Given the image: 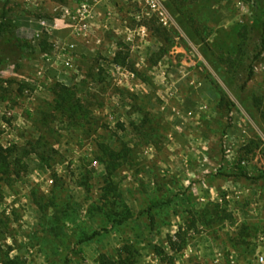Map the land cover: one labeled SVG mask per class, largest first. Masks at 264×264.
Returning a JSON list of instances; mask_svg holds the SVG:
<instances>
[{
	"label": "rangeland",
	"instance_id": "rangeland-1",
	"mask_svg": "<svg viewBox=\"0 0 264 264\" xmlns=\"http://www.w3.org/2000/svg\"><path fill=\"white\" fill-rule=\"evenodd\" d=\"M263 11L16 0L19 52L0 67V264H258ZM65 90L76 110L58 109Z\"/></svg>",
	"mask_w": 264,
	"mask_h": 264
},
{
	"label": "trees",
	"instance_id": "trees-1",
	"mask_svg": "<svg viewBox=\"0 0 264 264\" xmlns=\"http://www.w3.org/2000/svg\"><path fill=\"white\" fill-rule=\"evenodd\" d=\"M177 2H196L198 0H172ZM0 67L4 64L5 60L11 56L18 54V47L20 39L17 36V27L15 23L16 18V0H0ZM260 15L264 17V11L260 12ZM248 33V30H246ZM47 44V43H43ZM59 100L57 101L58 109L62 111H72V108L76 107L71 101V93L68 90L62 91L57 94ZM254 107L259 113L260 117L264 121V98L255 97L253 99ZM76 113V112H75ZM100 264H131V260L126 258H119L118 260L111 259L107 256H102L99 261Z\"/></svg>",
	"mask_w": 264,
	"mask_h": 264
},
{
	"label": "built area",
	"instance_id": "built-area-1",
	"mask_svg": "<svg viewBox=\"0 0 264 264\" xmlns=\"http://www.w3.org/2000/svg\"><path fill=\"white\" fill-rule=\"evenodd\" d=\"M55 28H58V25H55ZM86 28H87V25L84 24V25H82V27L81 26L79 27V31L84 32ZM63 61H64L65 66L67 68L72 67V60L70 58H64ZM132 77H135V75L132 74ZM261 240H264V237H261ZM257 260H258V264H264V256L259 255ZM233 264H235V262H233Z\"/></svg>",
	"mask_w": 264,
	"mask_h": 264
}]
</instances>
